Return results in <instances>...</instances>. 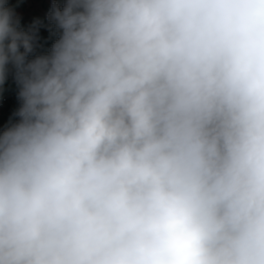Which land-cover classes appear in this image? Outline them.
Wrapping results in <instances>:
<instances>
[{
  "label": "clouds",
  "instance_id": "9594fccd",
  "mask_svg": "<svg viewBox=\"0 0 264 264\" xmlns=\"http://www.w3.org/2000/svg\"><path fill=\"white\" fill-rule=\"evenodd\" d=\"M0 0V264H264V0ZM34 27V26H33ZM23 49V51H21Z\"/></svg>",
  "mask_w": 264,
  "mask_h": 264
},
{
  "label": "trees",
  "instance_id": "16d2710c",
  "mask_svg": "<svg viewBox=\"0 0 264 264\" xmlns=\"http://www.w3.org/2000/svg\"><path fill=\"white\" fill-rule=\"evenodd\" d=\"M44 6H47L46 0ZM60 8L64 7L65 0H54ZM7 6L13 10H25V0H7ZM52 7H48V11L51 12ZM19 26L24 31H33L35 39L33 41V52L29 54L28 59H33L39 55H46L50 52L52 45L59 39V34L55 36H49L46 32L48 26L44 25V21H38L23 13L19 18ZM34 26V27H33ZM56 26V24L54 25ZM57 27V26H56ZM23 51V49H21ZM19 86L15 80L14 70L11 69V80L6 87V94L8 96V102L2 108H0V132H2L10 122H15L19 118L15 116L16 111L21 106V100L18 96Z\"/></svg>",
  "mask_w": 264,
  "mask_h": 264
},
{
  "label": "rangeland",
  "instance_id": "374dc122",
  "mask_svg": "<svg viewBox=\"0 0 264 264\" xmlns=\"http://www.w3.org/2000/svg\"><path fill=\"white\" fill-rule=\"evenodd\" d=\"M47 6H44V1L41 0H25V10H14L15 16L19 18L23 13L31 16L38 21H44L45 26H53L56 23L49 18L50 12L47 10L48 7H53V4H57L54 0H46Z\"/></svg>",
  "mask_w": 264,
  "mask_h": 264
},
{
  "label": "built area",
  "instance_id": "2783aa9c",
  "mask_svg": "<svg viewBox=\"0 0 264 264\" xmlns=\"http://www.w3.org/2000/svg\"><path fill=\"white\" fill-rule=\"evenodd\" d=\"M46 32L48 33L49 36H55L60 33L59 29L54 25L48 26L46 28ZM11 69L12 67L10 65L6 80L2 85H0V108L4 107L6 103L8 102V96L6 94V87L11 80Z\"/></svg>",
  "mask_w": 264,
  "mask_h": 264
}]
</instances>
